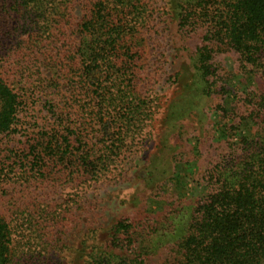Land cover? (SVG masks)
I'll list each match as a JSON object with an SVG mask.
<instances>
[{
  "label": "trees",
  "instance_id": "16d2710c",
  "mask_svg": "<svg viewBox=\"0 0 264 264\" xmlns=\"http://www.w3.org/2000/svg\"><path fill=\"white\" fill-rule=\"evenodd\" d=\"M5 3L14 15L0 17V195L9 194L10 183L28 180L22 175L30 172L43 183L69 180L75 173L99 181L120 161L152 109L139 92L148 3ZM167 5L178 47L190 54L194 72L184 98L174 104L180 107H172L168 119L179 122L191 112L189 105L199 106L192 98L214 94L222 80L216 64L220 55L240 56L246 89L225 84L221 90L224 104L214 114L220 148L194 180L203 196L177 199L158 211L147 201L139 212L117 220L102 244L90 248L83 242L80 259L82 264H264V0H167ZM42 100L55 128H44L24 151L25 160L33 155L32 161L7 156L5 137L19 132L21 114ZM180 156L174 154L169 170L148 169L147 182L166 179L156 186L161 189L176 174ZM13 159L31 163L23 167L21 179L10 176ZM31 211L26 208L21 215L35 226L57 213L43 207L33 218ZM17 231L0 212V264H46L41 252L38 259L34 253L23 255V262L16 259Z\"/></svg>",
  "mask_w": 264,
  "mask_h": 264
},
{
  "label": "rangeland",
  "instance_id": "374dc122",
  "mask_svg": "<svg viewBox=\"0 0 264 264\" xmlns=\"http://www.w3.org/2000/svg\"><path fill=\"white\" fill-rule=\"evenodd\" d=\"M6 1L0 0V17L12 13ZM146 3L151 17L142 30L146 53L139 92L152 102V109L144 127L133 134L135 137L130 138L124 155L110 167V172L102 174L99 181L91 175L75 173L69 180L55 182L49 178L45 183L36 172L22 175L23 167L31 166L26 162L33 160V155L25 160L28 152L24 151L39 139L44 128H55L50 124L53 118L48 116L44 100L30 105V110L21 114L19 132L5 137L4 154L9 157L17 154L26 161L23 163L20 159L15 164L13 159L10 176L21 179L22 175V178H28L27 182L10 183L7 185L9 194L0 195V212L15 228L18 227L15 237L21 246L17 248L16 259L20 258L21 262L25 260L23 255L29 253V258L34 253L38 259L37 253L41 252L47 259L46 264H82L83 242L90 248L102 244L117 220L139 212L147 201L158 211L177 199L189 201L204 194L203 188L194 180L204 174L216 149L220 148L214 140V114L224 104L221 90L225 84H229V88L245 90L248 79L240 72L239 55L218 56L216 64L222 80L215 85L214 94L200 101L192 98L200 107L195 105L193 109L189 105L191 112L187 116L181 117L179 122L170 121V110L180 107L174 104L184 98L194 72L190 54L181 52L178 47L176 23L169 13L167 0H146ZM194 44L191 42L187 48L193 50ZM175 153L182 154L179 158L184 161L181 160L176 166V174L158 190L156 186L166 179L161 184L157 183L159 181L149 183L147 170H169L174 164ZM43 207L57 210V213H50L54 218L44 225L28 223L25 215H21L28 208L34 213L33 218H37Z\"/></svg>",
  "mask_w": 264,
  "mask_h": 264
}]
</instances>
